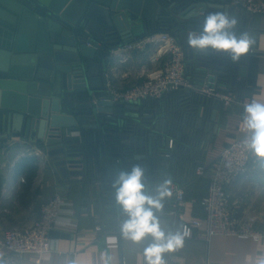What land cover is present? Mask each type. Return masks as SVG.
I'll list each match as a JSON object with an SVG mask.
<instances>
[{"label": "water", "instance_id": "1", "mask_svg": "<svg viewBox=\"0 0 264 264\" xmlns=\"http://www.w3.org/2000/svg\"><path fill=\"white\" fill-rule=\"evenodd\" d=\"M211 12L239 17L231 0H0V139L29 141L64 179L79 182L97 173L98 151L112 172L125 169L113 142L132 143L133 159L147 175L146 158L164 141L168 146L169 120L143 102H113L105 77L109 55L174 29L189 71L212 86L221 81L218 60L228 54L194 53L186 39ZM232 70L231 83L246 68L238 61Z\"/></svg>", "mask_w": 264, "mask_h": 264}, {"label": "crops", "instance_id": "2", "mask_svg": "<svg viewBox=\"0 0 264 264\" xmlns=\"http://www.w3.org/2000/svg\"><path fill=\"white\" fill-rule=\"evenodd\" d=\"M245 16L239 29L247 32L254 43L239 60V65L246 68L243 77H236L242 90L229 91L239 96L248 93L253 99L264 101V14ZM239 18H242L240 13ZM138 43L143 45L129 50L119 46L109 55L105 77L115 91L121 92L142 82L148 72L161 68L168 58L159 54L157 44L147 36L135 40L134 44ZM222 86L226 88V84ZM242 123V107L231 106L225 108V112L217 109L215 120L208 126V131L216 134L212 139L217 143L215 147L243 139ZM159 146H165V141ZM23 159L33 160L37 165L27 186L25 172L18 166ZM210 174L211 169L204 177L209 179ZM77 179L74 176L64 179L49 157L29 141L0 139V238L9 230L32 226L39 217L40 205L53 196L58 195L67 202L57 224L49 231L51 251L41 256L14 255L0 248V264H32L37 258L44 264H70L71 261L75 264H136L137 251L145 245L137 246L124 239L119 230L120 209L114 205L115 210L107 212L99 199V187L74 181ZM207 184V181L199 182L187 187L182 216L172 212L171 202L166 200L162 225L175 231L183 230L184 224L194 218L204 223L200 201L207 194ZM227 191L232 213L243 219L257 218L258 229L264 231V163L252 155L247 175L239 177ZM109 237H114L115 242L110 243ZM164 258L167 264H257L264 258V237L253 240L212 235L208 238L202 226L185 238L183 247L165 254Z\"/></svg>", "mask_w": 264, "mask_h": 264}, {"label": "built area", "instance_id": "3", "mask_svg": "<svg viewBox=\"0 0 264 264\" xmlns=\"http://www.w3.org/2000/svg\"><path fill=\"white\" fill-rule=\"evenodd\" d=\"M233 3L246 14H264V0H233ZM147 37L151 42L157 44L159 54L167 55L168 58L161 68L148 72L146 79L138 85L118 92L107 84L113 102L138 103L146 99H159L172 91L193 94L199 100L200 98L217 100L224 108L231 106L244 108V104L253 99L250 95L239 96L229 91L217 80L212 83V86H209L208 77L202 81L195 75L192 77L193 80L189 78L187 76L189 65L185 59L183 46L170 33H153ZM134 42H129L122 48L129 50L143 45L142 43L134 44ZM203 111V107L198 109L199 114H202ZM168 139L167 147L171 149L173 139ZM243 139L232 141L219 152L211 171L207 194L200 201L204 210V223L198 218L186 222L184 228L188 229L190 233L187 238L192 236L194 229L198 230L202 226H204L208 238L212 235H229L238 238H252L253 240L264 237V231L257 227V218H239L231 211L230 194L227 188L239 177L247 175L253 155L243 147ZM38 150L43 153L41 149ZM196 174L204 175L205 172L202 167H198ZM173 186L172 212L182 216L186 204L185 191L175 182H173ZM66 205L67 202L58 195L43 202L40 205L37 221L29 228L7 231L0 238V248L14 255L35 254L41 256L51 251L52 243L48 236L49 231L57 224ZM100 229L97 227V230ZM32 264L44 263L37 258Z\"/></svg>", "mask_w": 264, "mask_h": 264}, {"label": "clouds", "instance_id": "4", "mask_svg": "<svg viewBox=\"0 0 264 264\" xmlns=\"http://www.w3.org/2000/svg\"><path fill=\"white\" fill-rule=\"evenodd\" d=\"M237 24V19L225 12L208 13L199 30L187 32V45L194 53H227L233 62H238L254 41L247 32L237 34ZM242 127L243 147L264 163V101L252 99L244 104ZM111 187L122 217L121 236L137 246L145 245L137 251L136 264H167L165 254L183 247L190 234L186 228L173 231L161 223L165 201L173 196L172 179L151 181L137 164L117 172ZM109 242L114 243L115 238L109 237ZM257 264H264V258Z\"/></svg>", "mask_w": 264, "mask_h": 264}, {"label": "trees", "instance_id": "5", "mask_svg": "<svg viewBox=\"0 0 264 264\" xmlns=\"http://www.w3.org/2000/svg\"><path fill=\"white\" fill-rule=\"evenodd\" d=\"M246 16L237 18L238 24L236 27L237 34L241 32L242 24L245 22ZM240 25V26H239ZM174 29L166 31L172 33ZM158 32V31H157ZM156 32V33H157ZM155 33V32H153ZM222 75L220 76L221 83L226 84L228 90L241 91L242 85L235 79L231 83V77L234 74L232 67L234 62L229 55L223 56V59L218 60ZM187 64L190 65L187 61ZM195 72L188 71L187 76L193 80ZM248 95V93L246 94ZM144 107L155 109L169 118V127L166 135L167 138L173 139L172 148L165 146L157 147L155 154L146 158L147 160V178L151 181L163 178H171L172 182L179 184L187 195V187L199 183L208 182L209 179L204 175H197L196 169L202 167L204 172L213 169L214 164L219 156V152L231 142L225 143L219 148L212 142L216 134H211L208 131V126L213 121L211 118L212 110L219 109L225 112V108H216L212 104H204L199 98L193 94L180 91H172L159 99H146L143 101ZM200 107L204 108L202 114L198 113ZM143 121V118H141ZM131 121V120H130ZM198 121V122H197ZM134 122H132L133 124ZM137 126L136 124H134ZM218 132V131H217ZM120 146V159L124 162L125 169H130L133 165H139L138 161L133 159L134 148L132 143L121 145L119 141L113 142ZM98 149V148H97ZM109 152L112 150H108ZM98 171L95 175H90L87 178L82 177L81 180L85 184L97 185L99 187V199L103 206L110 212L115 210L114 192L111 187L112 180L115 178V173L112 172L107 164L105 157H100L98 151ZM26 175V186L31 183L37 165L35 161L23 159L18 165ZM149 175H151L149 177ZM154 176V177H153ZM153 177V179H150ZM80 181V182H82ZM207 184V185H208ZM172 202V198L168 199ZM112 207V208H111ZM114 208V209H113ZM118 209V208H117ZM119 210V209H118Z\"/></svg>", "mask_w": 264, "mask_h": 264}, {"label": "rangeland", "instance_id": "6", "mask_svg": "<svg viewBox=\"0 0 264 264\" xmlns=\"http://www.w3.org/2000/svg\"><path fill=\"white\" fill-rule=\"evenodd\" d=\"M231 3H233V0H231ZM236 10H238V12H237L238 14L240 13L241 15H244V16H245V15L251 16V15L246 14L245 12H243V10H241L240 7H237V6H236ZM105 76H106V75H105ZM145 79H146V78H145ZM145 79H144V80H145ZM144 80H143V81H144ZM143 81H142V82H143ZM142 82H140V83H142ZM140 83H138V84H140ZM138 84H134V85H138ZM134 85H131L130 87H132V86H134ZM130 87H129V88H130ZM125 90H126V89H125ZM216 102L220 103V106L223 107V105L221 104V102H219V101H217V100H216ZM220 106H219V107H220ZM215 107H216V106H215ZM219 107H218V108H219ZM216 108H217V107H216ZM223 108H224V107H223ZM214 110H215V109H214ZM216 110H217V109H216ZM162 119H167V120H169V118L165 117V115H164V117H163ZM210 175H211V174H210ZM150 176H151V175H149V177H150ZM153 177H154V176H153ZM209 180H210V177H209Z\"/></svg>", "mask_w": 264, "mask_h": 264}]
</instances>
